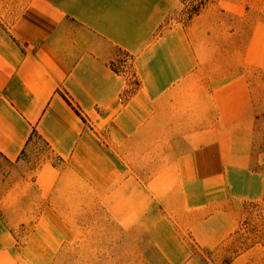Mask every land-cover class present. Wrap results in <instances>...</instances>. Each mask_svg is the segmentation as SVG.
<instances>
[{
    "label": "crops",
    "instance_id": "crops-1",
    "mask_svg": "<svg viewBox=\"0 0 264 264\" xmlns=\"http://www.w3.org/2000/svg\"><path fill=\"white\" fill-rule=\"evenodd\" d=\"M180 1L0 0V157L16 170L39 142L48 148L31 182L45 200L46 233L31 240L63 248L71 225L64 211L104 208L150 241L151 208L179 214V178L188 176L263 197L264 173L245 167L257 121L264 124L263 82L251 79L264 71V45L242 41L233 65L232 45L210 32L226 13L202 7L175 22ZM123 54L128 69L117 71ZM255 160L264 162V150ZM199 184L201 194L219 192ZM7 193L0 189V264H17L23 223ZM153 193L168 205L151 204ZM200 228L201 245L223 237ZM156 240L157 264L199 263L195 251L179 250V234L164 229ZM224 264H264V244Z\"/></svg>",
    "mask_w": 264,
    "mask_h": 264
},
{
    "label": "rangeland",
    "instance_id": "rangeland-1",
    "mask_svg": "<svg viewBox=\"0 0 264 264\" xmlns=\"http://www.w3.org/2000/svg\"><path fill=\"white\" fill-rule=\"evenodd\" d=\"M195 1H180L171 19L175 22H186L189 8ZM203 8L226 13H221L216 18L214 29L210 32L216 36L217 41H226L227 45H232L233 65L239 57L238 45L242 41L248 45H264V0H208ZM241 11H244L242 16ZM250 55L249 49L248 57H252ZM262 73L257 76L256 73L249 75L251 79H262L264 92V71ZM252 149L253 158L247 163V167H244L264 173V162L255 160L256 152L264 150V124L261 119L257 121ZM47 150V146L39 142L32 148V156L27 161L17 163L16 170L0 157V189L4 187L9 191L6 195L7 201L16 199L17 221L23 223L17 226V240L20 245L17 264H157L158 258L152 251L158 248L159 242L156 238L164 233V229L166 233L179 234V250L183 253L195 251L199 255L198 264H224L239 251L255 244H264V195L258 200H253L251 194L240 195L222 191V186L225 185L223 181L219 183V179L214 184L213 179L190 176L179 178V214L172 210L151 208L150 241H146L145 236L141 241V226L130 229L123 223L117 224V211L104 208L95 211H64L71 225L70 240L64 243L63 248L55 242L31 240L32 233H46L44 223L47 212L43 209L45 200L40 192H34L37 188L31 182L35 177L33 171L45 159ZM232 164L233 169L242 168L239 163ZM202 180H205L206 184L210 183V189L217 188L219 192L201 194L199 183ZM14 186H17V194L10 190ZM150 200L151 204L158 205L165 201L168 205L164 195L153 193ZM208 215H211L210 222H201L203 218L210 217ZM59 216L61 217L60 214ZM40 221V225L36 227L35 223ZM199 228L206 233L215 232L216 236L222 234L220 236L223 237L216 240L211 247L201 245L195 237V231H199ZM130 235L139 240L126 241L125 237ZM142 250L151 251V256L144 259L123 256L125 253L136 255ZM49 253L50 256L47 255Z\"/></svg>",
    "mask_w": 264,
    "mask_h": 264
},
{
    "label": "trees",
    "instance_id": "trees-1",
    "mask_svg": "<svg viewBox=\"0 0 264 264\" xmlns=\"http://www.w3.org/2000/svg\"><path fill=\"white\" fill-rule=\"evenodd\" d=\"M207 1L208 0H196L195 3L192 4L191 7L189 8V13L187 14V18H190L192 15L196 14L205 5ZM63 97L67 100L69 104H71V102L69 101V99L65 94H63ZM71 106L73 107L76 113H79L75 106H73L72 104Z\"/></svg>",
    "mask_w": 264,
    "mask_h": 264
},
{
    "label": "built area",
    "instance_id": "built-area-1",
    "mask_svg": "<svg viewBox=\"0 0 264 264\" xmlns=\"http://www.w3.org/2000/svg\"><path fill=\"white\" fill-rule=\"evenodd\" d=\"M130 58L127 55H123L118 63L114 65L117 71H125L128 69Z\"/></svg>",
    "mask_w": 264,
    "mask_h": 264
}]
</instances>
